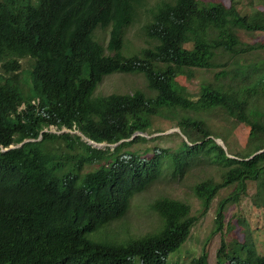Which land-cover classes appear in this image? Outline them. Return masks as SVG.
I'll return each instance as SVG.
<instances>
[{"label": "trees", "instance_id": "1", "mask_svg": "<svg viewBox=\"0 0 264 264\" xmlns=\"http://www.w3.org/2000/svg\"><path fill=\"white\" fill-rule=\"evenodd\" d=\"M251 3L0 1V264H208L205 251L176 257L220 190L233 188L212 235L249 184L251 208L264 212V42L245 40L264 34V0ZM138 22L141 46L127 37ZM197 73L206 76L192 96L185 84ZM113 74L141 75L145 86L96 94ZM156 119L187 139L175 153L148 148L154 138L144 135L161 132ZM239 126L244 149L228 154L216 139ZM197 161L218 178L193 185L196 213L160 195L147 206L157 218L151 230H113L137 194L166 175L181 182ZM236 219L244 240L222 241L214 264H264V244Z\"/></svg>", "mask_w": 264, "mask_h": 264}, {"label": "rangeland", "instance_id": "2", "mask_svg": "<svg viewBox=\"0 0 264 264\" xmlns=\"http://www.w3.org/2000/svg\"><path fill=\"white\" fill-rule=\"evenodd\" d=\"M1 1V0H0ZM150 1V0H149ZM156 2L158 0H151ZM225 5L229 4V0H217ZM246 9L254 6L251 0H238ZM141 22H138L133 28L128 32L127 37L132 41L135 46H141L142 42L137 37V32ZM245 40H249L250 43L256 41L264 42V34H253L245 37ZM28 60H22L21 66H26ZM206 76L204 73H197L195 79L191 82L186 83L188 90L192 96H195L198 92V82ZM145 86L144 78L138 74H113L104 79L102 84L97 88L96 94L98 95H108L112 92L127 93L132 92L136 89H143ZM212 125V123H211ZM213 126V125H212ZM218 126L215 124V127ZM228 126L227 122L223 123V126ZM219 127V128H221ZM155 128L160 129L161 132L154 131L152 135H144L147 139L154 138L148 142V148L153 150L154 147H160L163 149L171 148L174 150L179 149L181 140L186 141L179 128L175 127L171 122L166 120H155ZM50 132H57L54 127L49 129ZM59 133H70L71 135H79L77 131H68L63 129ZM245 137V129L242 126L237 127L236 131H232L230 136L226 139H216L218 144L223 146L225 152L228 154L239 153L243 148ZM84 141H86L84 139ZM224 141V142H223ZM143 144L134 146L133 149L143 148ZM11 147H15L14 145ZM104 146L101 145L100 148ZM145 149V148H144ZM151 151L146 155L151 156ZM231 157V155H229ZM92 169V168H90ZM217 169L215 167H209L203 161H197L189 169L187 174L181 179V182H169L172 180L170 175H166L161 178L160 181L153 184L143 192L137 194L131 201L129 210L124 216L123 221L114 224L113 230L120 231L124 230V226L131 235H139L141 233L151 230L156 222L157 218L155 215L147 210L148 204L160 195H166L179 200H186L191 203L193 211L196 213L200 208V204L197 200L193 199L192 187L195 183L200 182L206 178L214 177L218 178ZM232 187L220 190L216 198L211 202L209 208L204 214L199 217L198 222L192 228L191 235L187 242L181 247L179 254L176 259L178 261H186L190 258L199 256L203 251L208 255V264L215 263V255L217 249L220 247L222 241H224L228 246L232 240H237L238 242H243L244 234L243 229L237 224L238 217H243L246 221V226L248 230L253 232V238L257 245L262 246L264 244V212L260 209L251 208V195L255 193V187L249 184L248 192L246 197H241L237 204L228 205L225 210V223L223 230L212 235V229L215 226L216 209L218 203L221 199L228 196L232 191ZM192 194V195H191ZM263 229L262 231H260ZM259 231V232H256ZM264 248L259 247V251L263 252ZM184 255V256H183ZM175 255L171 256L174 258Z\"/></svg>", "mask_w": 264, "mask_h": 264}, {"label": "clouds", "instance_id": "3", "mask_svg": "<svg viewBox=\"0 0 264 264\" xmlns=\"http://www.w3.org/2000/svg\"><path fill=\"white\" fill-rule=\"evenodd\" d=\"M65 130H67V129H65ZM61 131H63V130H61ZM61 131H59V132H61ZM69 131V130H68ZM59 132H57V133H59ZM80 135V134H79ZM86 140V139H85ZM89 144H91L93 147H96V148H99V149H101L100 148V146L101 145H103V146H106V144H96V143H94V142H92V141H88V140H86Z\"/></svg>", "mask_w": 264, "mask_h": 264}, {"label": "water", "instance_id": "4", "mask_svg": "<svg viewBox=\"0 0 264 264\" xmlns=\"http://www.w3.org/2000/svg\"><path fill=\"white\" fill-rule=\"evenodd\" d=\"M216 142H218V140H216ZM219 143V142H218ZM223 149H225L223 146H221Z\"/></svg>", "mask_w": 264, "mask_h": 264}]
</instances>
